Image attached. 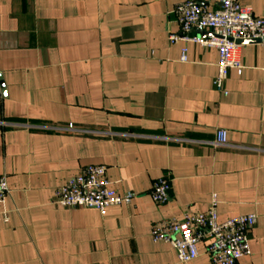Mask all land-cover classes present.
<instances>
[{
  "label": "crops",
  "instance_id": "crops-1",
  "mask_svg": "<svg viewBox=\"0 0 264 264\" xmlns=\"http://www.w3.org/2000/svg\"><path fill=\"white\" fill-rule=\"evenodd\" d=\"M183 1L0 0V176L10 188L0 264H215L209 238L182 263L150 235L205 212L214 193L220 221L257 214L252 252L236 264H264V43L241 42L244 68L229 71L224 94L216 47L170 42ZM239 1L264 18V0ZM219 129L227 144L216 143ZM90 164L106 165L131 203L104 213L54 204ZM162 176L170 198L158 204L150 192Z\"/></svg>",
  "mask_w": 264,
  "mask_h": 264
},
{
  "label": "built area",
  "instance_id": "built-area-1",
  "mask_svg": "<svg viewBox=\"0 0 264 264\" xmlns=\"http://www.w3.org/2000/svg\"><path fill=\"white\" fill-rule=\"evenodd\" d=\"M181 24V35L171 33L170 42L178 40L194 41L206 47H216L219 51L215 85L219 91L228 94L225 82L231 69L244 68L240 57V40L262 39L264 43V18L254 14L251 7L243 6L239 0H221V6L209 10L200 0H186L174 9ZM209 28L214 35L193 36L196 27ZM182 60L187 61V48L183 49ZM69 128H73L72 125ZM64 129V128H58ZM228 132L219 129L217 144H227ZM170 179L160 177L153 185L150 196L158 204L170 198ZM10 188L5 175L0 176V203L6 200ZM135 193H118L111 187L107 177V166L90 164L57 188L53 203L71 208H96L104 213L110 206L130 204ZM218 198L212 194L209 208L205 212H186L183 218H168L155 224L150 232L153 241L171 244L178 260L189 262L200 255L198 244L210 239L207 254L215 264H236L240 258L251 254L249 233L257 222V214H242L220 221L218 218ZM0 221H9L0 212Z\"/></svg>",
  "mask_w": 264,
  "mask_h": 264
},
{
  "label": "water",
  "instance_id": "water-1",
  "mask_svg": "<svg viewBox=\"0 0 264 264\" xmlns=\"http://www.w3.org/2000/svg\"><path fill=\"white\" fill-rule=\"evenodd\" d=\"M198 28L203 30V28L200 26ZM261 41H262V39L240 40V42H261ZM0 78H1V75H0ZM1 85L4 86V83L2 82Z\"/></svg>",
  "mask_w": 264,
  "mask_h": 264
}]
</instances>
